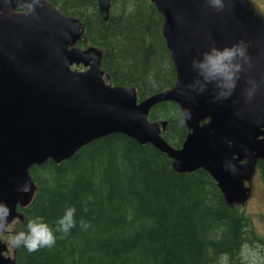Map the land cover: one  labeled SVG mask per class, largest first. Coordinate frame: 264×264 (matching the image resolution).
Here are the masks:
<instances>
[{
    "label": "water",
    "instance_id": "water-1",
    "mask_svg": "<svg viewBox=\"0 0 264 264\" xmlns=\"http://www.w3.org/2000/svg\"><path fill=\"white\" fill-rule=\"evenodd\" d=\"M31 2L0 0V204L11 210L4 224L0 209L2 228L21 214L18 206L32 200V165L47 159L59 163L112 133L152 144L172 159L179 173L205 169L229 202L246 197L242 161L264 159V37L251 61L248 44L253 38L232 5L216 11L205 0H155L177 79L172 88L139 100L134 87L107 81L99 54L75 46L82 30L75 17L47 0L27 10ZM98 4L106 21L110 0ZM19 6L23 11L15 10ZM241 41L249 62L243 63L231 96L218 98L221 89L203 80L193 60L212 47ZM74 63L88 69L74 70ZM165 101L175 102L189 119L191 131L179 148L164 138L165 120L149 119L151 108ZM25 182L28 191L23 190ZM6 250L0 239V264H14Z\"/></svg>",
    "mask_w": 264,
    "mask_h": 264
},
{
    "label": "trees",
    "instance_id": "trees-1",
    "mask_svg": "<svg viewBox=\"0 0 264 264\" xmlns=\"http://www.w3.org/2000/svg\"><path fill=\"white\" fill-rule=\"evenodd\" d=\"M48 1L83 22L79 45L101 50L112 84L135 87L140 99L173 87L176 70L156 2L111 0L104 21L98 0ZM149 118L166 120L165 139L181 146L189 128L176 103L155 105ZM256 166L264 181V160ZM29 172L36 191L28 206L19 207L18 232L41 218L56 243L34 252L14 247L15 264H246L243 248L264 243L251 216L228 203L205 169L179 173L166 153L123 133L97 138L60 163L48 159ZM73 206L76 227L57 231L59 218Z\"/></svg>",
    "mask_w": 264,
    "mask_h": 264
},
{
    "label": "clouds",
    "instance_id": "clouds-1",
    "mask_svg": "<svg viewBox=\"0 0 264 264\" xmlns=\"http://www.w3.org/2000/svg\"><path fill=\"white\" fill-rule=\"evenodd\" d=\"M39 0H32L27 4V10H31ZM207 5L216 11H221L225 7V0H205ZM249 62L247 46L243 41L226 46L224 48L212 47L203 53L202 58L193 60V67L199 72L206 83L215 82L221 89L218 98H228L235 90L239 73L243 67V63ZM205 85H201L203 91ZM258 87V86H256ZM256 88L250 89L247 93L251 97ZM24 191L30 190V186L25 182ZM0 209L4 213V224L7 223V215L11 214L10 208L0 204ZM75 207H69L58 220L57 231L65 234L69 233L72 228L76 227ZM4 225H0L2 228ZM88 222L81 219L80 227L87 229ZM10 242L14 247H25L29 252H34L41 247H52L56 243V236L53 230L43 222L41 218L30 221L27 232L19 231L13 233Z\"/></svg>",
    "mask_w": 264,
    "mask_h": 264
},
{
    "label": "rangeland",
    "instance_id": "rangeland-1",
    "mask_svg": "<svg viewBox=\"0 0 264 264\" xmlns=\"http://www.w3.org/2000/svg\"><path fill=\"white\" fill-rule=\"evenodd\" d=\"M229 0H225L227 3ZM254 13L264 16V0H251ZM255 15V16H256ZM91 55H98L100 50L97 48L87 49ZM74 69L81 70L82 66H73ZM244 184L247 187L246 197L230 202L231 206L243 209L252 218V223L257 236L264 240V181L260 177V171L255 166L254 161H246L242 170ZM21 218L17 217L7 227L8 233L4 235L8 250L6 255L13 257L14 246L10 242L13 233L18 232L21 227ZM242 258L246 264H264V243L246 245L242 250Z\"/></svg>",
    "mask_w": 264,
    "mask_h": 264
},
{
    "label": "bare ground",
    "instance_id": "bare-ground-1",
    "mask_svg": "<svg viewBox=\"0 0 264 264\" xmlns=\"http://www.w3.org/2000/svg\"><path fill=\"white\" fill-rule=\"evenodd\" d=\"M98 9H99V4H98ZM121 199V198H120ZM117 203V202H116ZM122 204V203H121ZM124 204V203H123ZM116 206V205H115ZM122 206V205H121ZM118 207V206H117ZM123 207V206H122ZM124 208V207H123ZM126 208V207H125ZM129 209H131V208H129ZM134 209V208H133ZM118 211V210H117ZM121 212V211H120ZM134 212V211H133ZM106 220V219H105ZM117 228V227H116ZM117 230V229H116ZM120 230V229H119ZM118 231V230H117ZM121 232V231H120ZM122 233V232H121ZM57 234V233H56ZM121 236V235H120ZM115 237V236H114ZM117 237H118V235H117ZM137 252V251H136ZM138 254V253H137ZM141 256V255H140ZM130 257H132V256H130ZM137 257V256H136ZM126 260V259H125ZM141 260V259H140ZM158 260V259H157ZM129 261H131V260H129ZM137 264H138V262H136ZM144 263V262H143ZM116 264V263H115Z\"/></svg>",
    "mask_w": 264,
    "mask_h": 264
},
{
    "label": "flooded vegetation",
    "instance_id": "flooded-vegetation-1",
    "mask_svg": "<svg viewBox=\"0 0 264 264\" xmlns=\"http://www.w3.org/2000/svg\"><path fill=\"white\" fill-rule=\"evenodd\" d=\"M257 47L259 48V46L257 45Z\"/></svg>",
    "mask_w": 264,
    "mask_h": 264
}]
</instances>
